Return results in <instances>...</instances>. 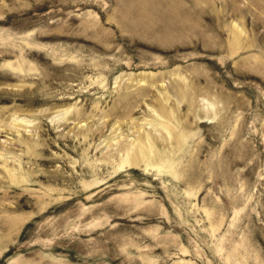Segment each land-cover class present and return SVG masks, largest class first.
I'll return each instance as SVG.
<instances>
[{
    "label": "rangeland",
    "instance_id": "1",
    "mask_svg": "<svg viewBox=\"0 0 264 264\" xmlns=\"http://www.w3.org/2000/svg\"><path fill=\"white\" fill-rule=\"evenodd\" d=\"M0 264H264V0H0Z\"/></svg>",
    "mask_w": 264,
    "mask_h": 264
}]
</instances>
